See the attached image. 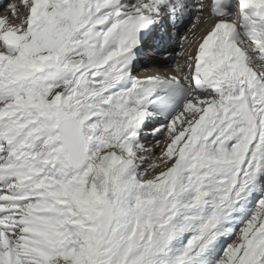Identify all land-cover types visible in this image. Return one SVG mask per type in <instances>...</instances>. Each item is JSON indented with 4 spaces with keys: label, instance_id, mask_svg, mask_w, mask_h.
Listing matches in <instances>:
<instances>
[{
    "label": "snow or ice",
    "instance_id": "snow-or-ice-1",
    "mask_svg": "<svg viewBox=\"0 0 264 264\" xmlns=\"http://www.w3.org/2000/svg\"><path fill=\"white\" fill-rule=\"evenodd\" d=\"M7 11L0 264H264V0Z\"/></svg>",
    "mask_w": 264,
    "mask_h": 264
},
{
    "label": "bare ground",
    "instance_id": "bare-ground-1",
    "mask_svg": "<svg viewBox=\"0 0 264 264\" xmlns=\"http://www.w3.org/2000/svg\"><path fill=\"white\" fill-rule=\"evenodd\" d=\"M9 3H13V4H19L20 0H0V16H4V15H8V11H7V5ZM161 63H167L166 61H161ZM164 69H161V71H163ZM146 143L149 144V146H154V141H152L151 139H149ZM160 155V150L157 149L156 150V156L155 157H148V159H157Z\"/></svg>",
    "mask_w": 264,
    "mask_h": 264
}]
</instances>
